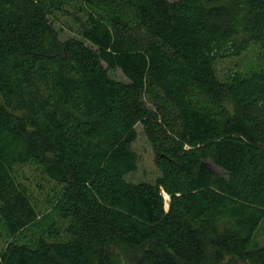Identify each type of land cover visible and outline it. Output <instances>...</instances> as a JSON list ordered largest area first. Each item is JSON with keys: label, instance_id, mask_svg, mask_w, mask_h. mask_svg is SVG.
<instances>
[{"label": "trees", "instance_id": "1", "mask_svg": "<svg viewBox=\"0 0 264 264\" xmlns=\"http://www.w3.org/2000/svg\"><path fill=\"white\" fill-rule=\"evenodd\" d=\"M252 44L264 0H0V264H264Z\"/></svg>", "mask_w": 264, "mask_h": 264}, {"label": "rangeland", "instance_id": "2", "mask_svg": "<svg viewBox=\"0 0 264 264\" xmlns=\"http://www.w3.org/2000/svg\"><path fill=\"white\" fill-rule=\"evenodd\" d=\"M173 1V0H172ZM70 19L60 17L57 22V27H63V37H70L75 34L70 29ZM218 74L223 78L230 72L240 71L249 73L253 71H264V44H252L250 48L240 56H232L221 59L217 64ZM112 77L125 80V76L120 70L112 71ZM138 140L134 143L133 149L139 158V167L136 172L127 176V179L132 182L149 181L154 182L160 175V171L155 165V154L151 143L149 142L145 130L141 124L137 126ZM213 168L217 172H221L217 167ZM167 207L169 206V197L165 195ZM264 245V221L261 223L254 239L250 244V250L257 249Z\"/></svg>", "mask_w": 264, "mask_h": 264}]
</instances>
